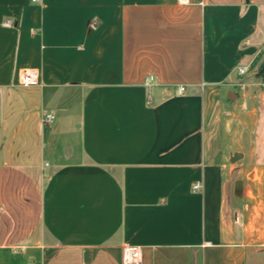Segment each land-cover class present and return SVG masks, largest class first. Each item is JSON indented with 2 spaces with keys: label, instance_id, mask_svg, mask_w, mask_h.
<instances>
[{
  "label": "crops",
  "instance_id": "obj_1",
  "mask_svg": "<svg viewBox=\"0 0 264 264\" xmlns=\"http://www.w3.org/2000/svg\"><path fill=\"white\" fill-rule=\"evenodd\" d=\"M263 64L264 0H0V264H264Z\"/></svg>",
  "mask_w": 264,
  "mask_h": 264
},
{
  "label": "built area",
  "instance_id": "obj_2",
  "mask_svg": "<svg viewBox=\"0 0 264 264\" xmlns=\"http://www.w3.org/2000/svg\"><path fill=\"white\" fill-rule=\"evenodd\" d=\"M38 0H30L31 3H37ZM182 3H186L187 0H179ZM239 72L242 74L244 73V69L243 68H239ZM35 83V75L32 71H25L20 75V85L23 87H28L32 84ZM183 91V88H179L178 92L181 93ZM261 98L262 101L264 102V84L261 87ZM54 120V116L51 113H43L41 116V121L45 124H49ZM201 187L200 182L196 181L193 185H192V191H199ZM133 254V250L129 249V248H125L124 249V258L127 259L128 257H130ZM28 264H38L35 261H31Z\"/></svg>",
  "mask_w": 264,
  "mask_h": 264
},
{
  "label": "water",
  "instance_id": "obj_3",
  "mask_svg": "<svg viewBox=\"0 0 264 264\" xmlns=\"http://www.w3.org/2000/svg\"><path fill=\"white\" fill-rule=\"evenodd\" d=\"M262 70H264V64L262 65ZM240 158L239 154H234L233 157L231 158L232 162L237 161Z\"/></svg>",
  "mask_w": 264,
  "mask_h": 264
},
{
  "label": "trees",
  "instance_id": "obj_4",
  "mask_svg": "<svg viewBox=\"0 0 264 264\" xmlns=\"http://www.w3.org/2000/svg\"><path fill=\"white\" fill-rule=\"evenodd\" d=\"M257 76L260 77L262 82L264 83V70L261 69Z\"/></svg>",
  "mask_w": 264,
  "mask_h": 264
},
{
  "label": "rangeland",
  "instance_id": "obj_5",
  "mask_svg": "<svg viewBox=\"0 0 264 264\" xmlns=\"http://www.w3.org/2000/svg\"><path fill=\"white\" fill-rule=\"evenodd\" d=\"M42 116V115H41ZM44 179V178H43Z\"/></svg>",
  "mask_w": 264,
  "mask_h": 264
}]
</instances>
